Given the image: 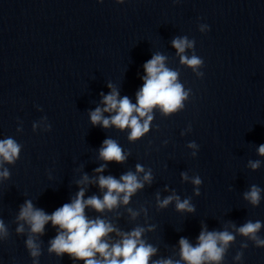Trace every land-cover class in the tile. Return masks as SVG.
Here are the masks:
<instances>
[{
    "label": "water",
    "instance_id": "95a60500",
    "mask_svg": "<svg viewBox=\"0 0 264 264\" xmlns=\"http://www.w3.org/2000/svg\"><path fill=\"white\" fill-rule=\"evenodd\" d=\"M199 24L210 30L201 34ZM175 36L195 41L203 79L180 67L171 47ZM156 52L168 57V67L179 68L180 81L191 89L184 110L168 118L157 112L149 134L136 143L124 132L92 127L88 113L100 106L109 83L135 103L142 66ZM45 116L52 130L34 133L32 124ZM189 125L191 133L182 136ZM9 136L22 151L9 166L10 179L0 183V219L10 232L0 243V264H32L26 237L15 234L19 206L31 200L51 213L70 202L81 177H93L103 163L98 150L106 138L129 155L122 165L109 164L104 175L119 178L141 164L154 179L128 206L140 213L135 220L124 206L104 218L124 231L155 225L145 238L158 248L156 259L172 256L181 237L194 242L202 224L222 230L264 222V198L255 208L243 198L251 185L264 189V161L255 172L248 167L264 144V0H0V138ZM191 141L199 147L195 159L187 148ZM181 172L200 176L199 197L181 182ZM171 190L191 197L196 212L180 214L174 205L157 210V192L163 198ZM91 195L100 192L90 184ZM55 234L47 226L40 238V264H73L67 255L48 254ZM242 242L237 236L224 264H233ZM247 243L243 264H264V249Z\"/></svg>",
    "mask_w": 264,
    "mask_h": 264
},
{
    "label": "clouds",
    "instance_id": "9594fccd",
    "mask_svg": "<svg viewBox=\"0 0 264 264\" xmlns=\"http://www.w3.org/2000/svg\"><path fill=\"white\" fill-rule=\"evenodd\" d=\"M97 3L103 4L104 0H97ZM115 3L122 5L125 0H115ZM198 30L206 34L210 29L207 24H199ZM171 47L180 67L191 70L197 79H203L204 61L196 54L195 41L187 36H175L171 40ZM168 62L166 55L156 52L143 64L144 74L140 77L142 85L135 93V103L127 95L122 96L119 89L109 83L108 93H100V106L88 113L90 125L124 132L130 143H136L149 134L157 112L168 118L183 111L189 102L191 89H186L180 81L179 68L168 67ZM38 129L45 133L52 130L46 116L32 124L34 133ZM16 131L21 133L22 125ZM191 131L189 125L181 135ZM187 148L195 159L199 151L196 142H189ZM21 151L22 145L15 138H0V183L10 179L9 166L18 161ZM256 151L259 159L248 161V167L254 172L260 169L264 161V144L259 145ZM128 155L116 140L106 138L98 150V158L103 163L95 168L93 177L87 174L81 177L77 182L79 190L70 202L51 213L36 207L31 200H25L19 206L15 234L26 237L24 245L32 264H40V238L45 235L47 226H51L56 233L47 242L48 254L58 259L67 255L73 264H224L225 255L237 236L246 242L241 243L233 264H243V251L248 247L247 242L264 249V237L259 235L264 228L262 221L248 220L239 226L230 225L222 230H208L202 224L194 242L181 237L172 256L156 259L158 248L145 238L146 232L156 230L155 225L147 228L137 225L124 231L104 218L105 212L111 213L121 206L128 208L132 199L153 182L152 170L145 169L141 164L135 166V171L122 173L119 178L111 174L104 175L109 164L122 165ZM181 182L191 184L193 195L200 196L202 180L199 175L189 176L187 172H181ZM90 184L99 189L100 195L86 197ZM165 191H169L167 186ZM243 198L253 208L258 207L264 198V189L251 185L243 193ZM155 200L157 210L174 205L175 211L180 214L193 215L196 212L192 198L182 199L175 190L163 198L157 192ZM88 210L95 215H88ZM143 211L147 216V209ZM128 212L132 220L140 215L132 208H128ZM9 236L8 226L0 219V243L7 241Z\"/></svg>",
    "mask_w": 264,
    "mask_h": 264
}]
</instances>
